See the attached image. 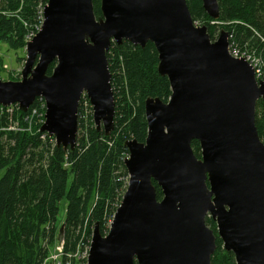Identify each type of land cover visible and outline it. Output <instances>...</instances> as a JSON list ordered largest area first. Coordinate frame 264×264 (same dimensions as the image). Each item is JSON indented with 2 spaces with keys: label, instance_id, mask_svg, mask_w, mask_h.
<instances>
[{
  "label": "water",
  "instance_id": "95a60500",
  "mask_svg": "<svg viewBox=\"0 0 264 264\" xmlns=\"http://www.w3.org/2000/svg\"><path fill=\"white\" fill-rule=\"evenodd\" d=\"M201 2L217 20L218 0ZM99 9L96 17L92 0H47L40 30L25 43L20 79H0V106L26 112L42 98L40 131L72 153L82 94L97 130H113L112 42L155 47L171 94L143 102L146 137L124 144L126 190L107 233L94 225L87 263L211 264L219 237L235 264H264V144L255 127L264 82L230 56L224 29L212 42L207 26H194L186 0H100ZM63 230L64 223L58 241Z\"/></svg>",
  "mask_w": 264,
  "mask_h": 264
},
{
  "label": "trees",
  "instance_id": "16d2710c",
  "mask_svg": "<svg viewBox=\"0 0 264 264\" xmlns=\"http://www.w3.org/2000/svg\"><path fill=\"white\" fill-rule=\"evenodd\" d=\"M38 1L0 0V42L13 49L25 46L28 28L38 21ZM92 4L95 16H100V0H92ZM186 4L192 20L207 26L211 41L224 29L230 43L260 57L264 67V0H218L217 20L207 15L201 0H186ZM106 57L118 87L113 130L105 136L89 116L72 153L41 132L42 124L36 119L30 130H1L9 122L27 128L24 118L29 110L21 112L14 106L9 120L7 109L0 106V264L43 261L57 242L62 201L64 252L73 251L95 224L106 234V217L113 216L126 190L123 156L128 150L124 144L129 139L143 142L147 134L143 102L147 97L166 102L171 94L167 77L157 71L158 54L151 42L143 48L128 41L112 42ZM54 65H49L48 74ZM36 103L34 100L30 107ZM81 125L77 116L79 131ZM255 127L259 138L264 137L263 98L256 102ZM191 148L200 157L197 140H192ZM153 184L160 200L161 189ZM205 221L216 233L215 222L210 217ZM215 243L211 264H235L233 253L222 247L219 237Z\"/></svg>",
  "mask_w": 264,
  "mask_h": 264
},
{
  "label": "built area",
  "instance_id": "2783aa9c",
  "mask_svg": "<svg viewBox=\"0 0 264 264\" xmlns=\"http://www.w3.org/2000/svg\"><path fill=\"white\" fill-rule=\"evenodd\" d=\"M47 4V0H39L38 4H37V9H36V13H37V18L38 21L36 23H34L31 27L28 28L27 33L25 35V43L27 41H30L35 35L36 33L40 30V27L42 25L43 22V9L45 7V5ZM194 26H202L200 22L198 21H193ZM211 25L214 24L213 21L210 22ZM218 38V34L215 35V38L212 39V42L215 41ZM229 39V37H228ZM228 53L230 54V56L234 57V58H243L247 61V63L252 67V69L254 70V75L257 81H261L264 82V67H262L261 64V58L257 57L256 55H253L251 53H246V51H241L238 50L233 43H230V41L228 40ZM110 87H111V91L113 94V97H115L114 99L117 100V85L114 81V75L110 76ZM86 95L82 94L81 96V101L79 103L78 109H79V113L77 112V116L78 119L80 121V123H82L81 126H79V129H81L80 131L83 133H85L84 131V127H86L87 125H85V122L88 123L89 121V116H92V107L89 103V100L87 101L86 99ZM35 100H37L36 105L28 108V115L24 118V120L27 121L28 127L24 128L21 127L18 123H8V126L6 128H3L1 130H16V131H25V130H30L34 120L36 119L37 122L39 124H42L44 122V111H45V102L42 98H36ZM17 106L16 104L14 105H10L7 107H4L7 109V112L9 114V120H11V113L13 111V107ZM19 109V108H18ZM82 120V122H81ZM93 120V119H92ZM84 121V123H83ZM78 129V128H77ZM55 142V139H53ZM263 144H264V137H262L260 139ZM129 154L128 152L124 154L123 156V160H125L126 158H128ZM127 182H128V175H127ZM127 182H126V186H127ZM107 219V231L110 225V222L112 220V217L106 218ZM92 229L90 230V233L88 235L87 238H84V236L82 237V239L77 243L75 249L73 251H67L65 252V260L64 262H62V264H88L87 260H88V254H89V248H90V243H91V235H92ZM106 231V233H107ZM63 239L61 241L57 240V245H58V250L61 252L63 249ZM64 251V249H63ZM45 259V258H44ZM43 259V261H44ZM43 261L40 263L42 264Z\"/></svg>",
  "mask_w": 264,
  "mask_h": 264
},
{
  "label": "rangeland",
  "instance_id": "374dc122",
  "mask_svg": "<svg viewBox=\"0 0 264 264\" xmlns=\"http://www.w3.org/2000/svg\"><path fill=\"white\" fill-rule=\"evenodd\" d=\"M25 59H26L25 46L19 49H13L9 47L8 44L0 42V79L2 81L19 80ZM80 101L81 98L79 100V103ZM85 125H87V122H85ZM82 135H83L82 132L77 129L76 139L78 137H82ZM2 173L3 172L0 171V177ZM124 182L126 185L127 180L125 179ZM64 212H65V201H62L60 203V212L57 217V228H59V226L63 223L62 221L64 220L63 219ZM57 247L58 245L56 242L53 245V247L48 251L42 264H62V262H64L65 252L63 251V249L60 252Z\"/></svg>",
  "mask_w": 264,
  "mask_h": 264
},
{
  "label": "flooded vegetation",
  "instance_id": "af4514ba",
  "mask_svg": "<svg viewBox=\"0 0 264 264\" xmlns=\"http://www.w3.org/2000/svg\"><path fill=\"white\" fill-rule=\"evenodd\" d=\"M101 130H102V128H101ZM103 131V130H102Z\"/></svg>",
  "mask_w": 264,
  "mask_h": 264
}]
</instances>
